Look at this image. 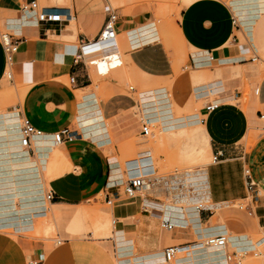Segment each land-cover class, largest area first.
I'll return each instance as SVG.
<instances>
[{
	"label": "crops",
	"instance_id": "obj_1",
	"mask_svg": "<svg viewBox=\"0 0 264 264\" xmlns=\"http://www.w3.org/2000/svg\"><path fill=\"white\" fill-rule=\"evenodd\" d=\"M120 1L55 0L50 7L65 9L70 17L51 26L20 14L17 0L0 3V14L5 13L1 20L17 45L16 52L8 56L0 41V91L5 77L14 89L13 96L0 94V264H164L163 251L173 245H185L174 264H226L228 247L234 252L264 249V239L254 244L251 238L264 229V124L258 122L264 120V71L259 73L255 61L247 58L251 52L264 56V12L245 20L232 0L229 7L222 0H174L185 7L173 26L177 44L185 47L180 68L190 67L189 73L199 70L206 80L192 89L189 73L181 75L177 84H171L170 92H175L177 99L170 93V102L193 112L195 103L211 102L210 97L218 101V108L210 113L204 111L206 103L200 107L201 122L190 126L199 130L193 138L202 143L208 156L217 155V159L205 169L167 178L157 177L150 155L127 161L122 170L116 143H123L126 133L130 134L128 140L141 135L136 121L127 114L137 104L121 91L119 73L97 76V69L88 66L84 57L77 58L83 45L98 37L112 11L117 17L121 55L116 56L110 71L132 67L135 77L142 73L145 77L141 78L153 84H166L165 80L174 77L156 23L152 36L156 40L144 43L138 35L157 18L154 4L143 2L162 1L133 0L135 5L114 10L111 4ZM160 13L158 17H167ZM234 13L244 24H238ZM246 23L252 24L249 29ZM241 28L247 35L245 44L236 35ZM242 75L257 82L247 114L237 102L242 96ZM102 83L106 85L101 89ZM177 90H187L194 100L189 96L179 100ZM129 91L140 93L134 87ZM155 91L158 93L153 94ZM152 92V107L165 101L168 108L163 117L174 119L168 91ZM222 94L232 102L215 99ZM140 108V121L151 125L141 102ZM80 115L97 117L78 124ZM22 118L42 132L41 137L31 139L30 149L20 144ZM158 124L162 131L171 126L165 120ZM64 128L74 133V139L55 144L53 136ZM246 170L255 184L251 193L245 185ZM134 176H142L145 187L134 200H128L119 189L125 177ZM49 192L53 193L50 201L46 200ZM102 193L111 201L114 197L110 212L116 224L106 232L108 238L100 230L96 242L81 239H93L91 232L74 238L64 225L58 233L68 240L62 242L57 233L53 247V240L44 243L29 238L52 231V226L45 224L50 214L62 222L83 220L96 209L84 205ZM161 197H171L173 203L163 204ZM157 213L162 215L160 220L154 217ZM162 220L174 228L163 230ZM217 235L227 236L226 249L192 246ZM245 264H264V259Z\"/></svg>",
	"mask_w": 264,
	"mask_h": 264
},
{
	"label": "rangeland",
	"instance_id": "obj_2",
	"mask_svg": "<svg viewBox=\"0 0 264 264\" xmlns=\"http://www.w3.org/2000/svg\"><path fill=\"white\" fill-rule=\"evenodd\" d=\"M3 0H0V3ZM19 5L21 6L25 0H17ZM37 3L40 6L50 7L53 4H55V0L51 1L50 3H47L46 0H36ZM162 2H143V3H150L154 4L157 11V18L154 21L150 22L147 26H144L140 31L138 32L139 39L144 43L153 42L156 40V37H153L155 35V28L153 27L154 23H156V27L159 33V36L161 38V43L163 44L166 52L168 53V56L172 62L173 68H174V77L165 80L166 84L162 83H151L150 81H147L144 74L139 73V78L135 77V69L129 68L123 66L121 69L112 70L110 69L113 67L116 56L121 55L120 54V46H117L116 55H114L113 59L107 63V64H101L96 62H91V56L89 55L86 59L88 66H93L94 69H97V76L108 74L110 77H114V74L119 73V77L122 80V89L121 91L129 96L132 97V99L136 102V106H134L127 114L131 115L133 119L136 121L139 130L141 129L140 119L142 118V110L140 108V102L142 103V107L144 108V111H146V115L150 120L148 121L151 125H149L151 128L150 135L148 137H144L142 135H138L136 137H132L128 140L130 137L129 133L123 134L122 136H127L126 138L122 139L123 143H116V149H117V163L119 161L120 166L122 170H124V164L127 161L146 157L148 155L152 156L155 161V166L157 168V177H167L172 178L174 176L181 175L186 172H196L200 169H205L206 166L213 163V157L208 156L206 151L201 147L202 143L198 142L193 138L194 134H197L199 130H194L190 128V126H194L198 124V120L201 118L198 117V110L200 107H202L206 101H203L201 103H195V109L193 112H188L186 110H183L182 108L178 107L177 105H174L170 102L171 94L174 95L171 91V84L175 85L177 84L178 79L181 78V75H187L189 71L191 70L190 67L183 66L180 68V58L183 56L184 53V46H180L177 44V41L175 40L173 31L176 30L175 22L179 19V13L180 11L185 8L180 2H175L174 0H161ZM225 5L229 7V2L231 0H222ZM57 4V3H56ZM60 4V3H59ZM136 3L133 2V0H121L119 3L111 4V7L116 10L120 7H131L135 5ZM55 6V5H54ZM62 6V5H60ZM52 8V7H50ZM161 11H160V10ZM166 15V18H160L158 17V13ZM5 14V13H4ZM4 14H0V37L2 34L5 33H11L8 31L4 25V21L1 20V18L4 17ZM17 15V13H14ZM19 14V13H18ZM235 15V13H234ZM233 15V16H234ZM238 24L242 25V21L235 15ZM239 25V26H240ZM251 23H246L245 28L249 29L251 26ZM174 26V27H173ZM244 28V26H243ZM239 38V42L242 44H245V41H248L244 38H246V34L244 33V30L241 28V31L236 34ZM140 40V41H141ZM183 41V39H182ZM250 41V39H249ZM183 44L185 45L184 41ZM176 49V50H175ZM175 50V52H173ZM248 59H253L255 62L253 63L254 66H257L259 68V73H262L264 71V56L262 55H256L254 52H251L248 57ZM199 70H192L188 74V83L191 85L192 89L196 87L198 84H202L203 80L205 81L206 78L202 77L203 74L198 72ZM242 77V86L240 87V92L242 94L241 98L237 101L238 105L242 110L247 114V108L249 107L250 103L252 102V99L254 97V91L257 87L256 81L252 82L253 80L246 79L245 76ZM261 78V75H260ZM174 80V81H173ZM7 77H5L4 82L2 84L3 88L0 91V94L2 96L10 97L14 95V89L13 87L8 85ZM158 81V80H157ZM101 89L104 88L105 83H102ZM129 87L138 88V91L140 92L139 95L137 94H131L129 91ZM169 89V90H168ZM153 90H166L168 91L167 97L169 100L170 109L172 111V116L174 119H170L168 117H163L164 114L167 113V105L165 104V101H158L155 107H152V104H155L153 102L154 97H152V91ZM144 92V93H142ZM158 93V91H155L153 94ZM171 93V94H170ZM177 93L179 95L178 99L181 98L182 100H187V97L189 96L191 100H194L191 93H188L187 90L185 91H179L177 90ZM151 95V96H148ZM219 95L215 99H219L222 102H232L230 97ZM139 96L141 97L139 99ZM162 96H158L157 99H161ZM180 100V99H179ZM214 100L213 97H210L208 101ZM187 117L188 120L186 118ZM180 118V119H179ZM161 122L163 120L170 121L171 126L166 127L163 129L161 126L155 125L157 122ZM186 121V123H182V121ZM260 124H264V120L258 121ZM187 127V128H186ZM185 128V129H184ZM165 132V133H163ZM137 132L134 133V135ZM150 148V149H149ZM111 151H113V148L111 147ZM114 152V151H113ZM114 161L115 155L113 156ZM127 177L124 178V181ZM120 192L123 191V188L121 187L119 189ZM140 196V195H139ZM137 197V195H136ZM142 198H144V195H141ZM104 194L102 193L100 196H98L95 201H90L87 203L86 207H96V209H91L90 212L86 213L83 220L80 221H64L59 217H55L53 219L52 214L48 216V219H46V223L50 226H52V231L48 235H36L31 234L29 235V238L34 240H39L44 243H47L46 241H50V247H53L56 244L57 239V233L58 231H62L61 228L64 225L65 228H68V232L71 234V237L74 238H81L82 235L89 234L90 232L93 234L92 237L85 236L81 239L84 240H92L96 242L97 233L98 230H100L103 233V237L108 238L109 236L106 235V232L112 229V221L113 217L111 214V206L105 204ZM114 200V197H112V202ZM128 200H134V199H128ZM161 202L163 204H172L173 200L171 197H161ZM238 203V202H237ZM235 203V205H237ZM236 208V207H235ZM154 217H157L159 220L162 218V215L160 213L154 214ZM106 224H100L103 221H106ZM55 224V225H54ZM157 230L163 233L164 231L160 229V227H157ZM64 233H58L59 239L62 240V242L66 239L68 240V237L64 236ZM73 235V236H72ZM252 240L254 241V244H256L260 239H264V229L261 231L259 235H252ZM71 240V239H70ZM167 247V246H165ZM163 249V248H162ZM232 251L230 247H228L227 252ZM261 251H264L262 248ZM250 260H263V259H256L252 256H247L245 258L244 263Z\"/></svg>",
	"mask_w": 264,
	"mask_h": 264
},
{
	"label": "built area",
	"instance_id": "obj_3",
	"mask_svg": "<svg viewBox=\"0 0 264 264\" xmlns=\"http://www.w3.org/2000/svg\"><path fill=\"white\" fill-rule=\"evenodd\" d=\"M20 14L22 15H31L35 19L37 24L51 26V25H60L63 24L70 17L69 13L65 9H54L50 7L40 6L36 0L25 2L20 7ZM116 15L111 11L107 17V20L99 33L98 37L92 41H88L83 45V48L80 52L78 59L87 57L90 55L91 62L107 64L109 63L114 55H116L117 48V33H116ZM11 35L9 33L2 34L0 41L2 43L4 52L9 56L12 53H15L17 50V45L12 43ZM77 61V59H76ZM87 61V60H86ZM252 61H254L252 59ZM70 84L74 83V79L70 78ZM132 88V87H130ZM257 93V91H256ZM218 108V104L213 101L208 102L204 106V111L210 113ZM20 126V144L25 149H30L31 139L41 137L42 132L35 129L27 119L22 118ZM141 135L148 137L150 135V126L145 121L141 120ZM74 139V133L68 128L60 130L53 136V141L55 144H60L65 141H72ZM217 159V155L213 157V162ZM245 185L249 193L253 191L255 186L252 181L248 171H245ZM144 186V181L142 176L127 177L125 181L121 184L123 192L128 199H132L136 196L140 188ZM53 198V193L49 192L46 194V200L50 201ZM105 203L110 205L111 199L108 195L105 196ZM161 228L166 231H171L174 228V225L169 221L162 220L160 224ZM227 239L224 235L210 236L205 239V246L222 248L226 245ZM198 245V242L192 243V246ZM185 247V245H173L164 249L163 251V261L164 264H170L174 261L175 256L179 253L180 249ZM247 256H252L256 259H264V251L259 252H250L246 254ZM245 257V255L243 256ZM240 257V258H243ZM232 260L231 264H240V258H236L234 254L231 255ZM29 264H36L31 262Z\"/></svg>",
	"mask_w": 264,
	"mask_h": 264
},
{
	"label": "bare ground",
	"instance_id": "obj_4",
	"mask_svg": "<svg viewBox=\"0 0 264 264\" xmlns=\"http://www.w3.org/2000/svg\"><path fill=\"white\" fill-rule=\"evenodd\" d=\"M232 4L234 3L235 4V8L236 7H239V8H241L242 9V11H239V12H241L240 14L243 16V19H245V20H247V19H252L253 17H257V15L259 14V13H261V12H264V2H263V0H232V2H231ZM26 16H28V17H31V15H26ZM240 16V15H239ZM238 16V17H239ZM235 17V16H234ZM236 18V17H235ZM237 20V19H236ZM255 61V60H254ZM257 78V77H256ZM256 81V80H255ZM254 82V81H253ZM256 91H257V89L254 91V95H255V93H256ZM213 102L214 103H217L218 104V101L217 100H213ZM95 116V115H94ZM95 117H97V116H95ZM94 117V118H95ZM91 118H93V117H90V115H85V116H77V121L79 122H77L78 124H83V122H85V121H88V120H90ZM93 118V119H94ZM92 119V120H93ZM96 119V118H95ZM94 119V120H95ZM93 120V121H94ZM200 122H201V119H200ZM85 124V123H84ZM251 124H254L252 121H251ZM95 125V124H94ZM84 127H85V125H84ZM82 128V127H81ZM127 136H122V138L121 139H124V138H126ZM143 181H144V186L142 187V188H140V190L138 191V193L140 192V191H142V189H144V187H145V179L143 178ZM176 186L178 187L179 186V182H177L176 183ZM137 193V194H138ZM136 194V195H137ZM136 197V196H135ZM135 197L134 198H132V199H135ZM111 204H112V201H111ZM111 204L109 205V206H111ZM108 205V204H107ZM116 224V220H113L112 221V225L114 226ZM41 233H38V235H40ZM225 237H226V239H227V236L226 235H224ZM208 237H210V236H208ZM207 238V237H206ZM205 238V239H206ZM205 239H204V241L202 242V243H200V242H198V245H196V247H202V246H204L205 248H211V249H216V250H218V249H226V247H227V244H228V239H227V242H226V245L224 246V247H222V248H214V247H207V246H205V244H204V242H205ZM203 248V247H202ZM260 250H258V249H255V250H252V251H243V252H234V251H230V252H228L227 254H226V256H225V261H226V264H231L230 262V260H232V258H231V255L232 254H234L235 255V257L236 258H240V257H243L244 255H245V257H243V258H240V264H242L243 262H244V260H245V258L247 257V255L246 254H249L250 252H259ZM178 255V254H177ZM177 255L175 256V259H174V261H172L170 264H174V262H175V260H176V257H177Z\"/></svg>",
	"mask_w": 264,
	"mask_h": 264
}]
</instances>
